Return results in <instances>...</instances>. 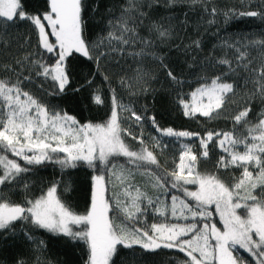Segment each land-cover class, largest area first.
I'll return each mask as SVG.
<instances>
[{
    "label": "snow or ice",
    "instance_id": "obj_1",
    "mask_svg": "<svg viewBox=\"0 0 264 264\" xmlns=\"http://www.w3.org/2000/svg\"><path fill=\"white\" fill-rule=\"evenodd\" d=\"M205 2L124 0L119 14L109 19L107 31L89 41L83 31L82 0H49V9L43 14L26 12L22 0H0V57H6L0 59V232L15 234L16 222L20 221L21 226L82 240L89 250L87 264H111L117 245L176 249L187 257L182 264H246L236 254L243 250L255 264H264V39L249 42L261 48L259 63L249 58L239 42H226L235 52L234 58H207L224 66L223 70L208 77L201 65L197 76L201 83L188 92L183 91L186 81L173 74L158 51L161 45L177 39L179 30L171 16L154 17L151 10L157 6L172 8L177 4ZM204 10L209 11L207 7ZM216 11L211 8L210 15L214 17ZM236 14L264 19V9L249 7ZM16 21H28L34 27L40 51H8L10 29ZM27 42L26 38L20 47ZM200 47L198 39L192 40L185 51L195 52ZM74 53L93 61L98 71L101 61L119 64L118 58H131L135 64L133 77L121 75L113 81L111 76L103 75L110 101V116L104 123L82 125L44 99L63 93L69 85L68 61ZM146 62L166 71L175 89V103L187 118L216 120L235 105L234 114L225 117L233 121L232 128L208 130L201 136L187 130L161 128L155 116H150L147 119L159 136L146 140L142 130L133 131L142 127L147 109L138 112L132 103H124L117 88L135 96L132 82L136 81L142 82L140 92H147L148 81L155 77L145 69ZM34 76L49 82L48 89L39 97L28 88ZM255 101L262 107L253 120L249 113ZM93 102H105L102 90L94 91ZM121 113H128L123 121ZM125 137H131L138 147H133ZM160 137L175 138L180 149L171 170L158 158L169 147ZM193 137L198 139L199 152L181 139ZM210 144L219 151L215 171L199 170L201 159L209 158ZM9 154L18 157L23 165ZM113 157H124L125 161L120 163ZM45 163L58 165L62 172L81 164L94 170L87 214H76L61 201L58 182H53L39 197L29 198L26 174L34 171L29 166ZM231 169H238L239 175ZM136 174L148 178L153 194L132 182ZM106 176L114 177L111 194ZM188 185H195V190H189ZM11 188L24 190L22 202L7 197ZM149 210L165 221L176 222L145 226ZM110 212L113 217L134 223L118 225L110 218ZM214 213L223 230L217 227ZM70 225L83 227L73 231ZM24 235L39 253L44 242L28 231ZM36 259L41 264L39 255ZM16 264L25 261L18 259Z\"/></svg>",
    "mask_w": 264,
    "mask_h": 264
},
{
    "label": "trees",
    "instance_id": "obj_2",
    "mask_svg": "<svg viewBox=\"0 0 264 264\" xmlns=\"http://www.w3.org/2000/svg\"><path fill=\"white\" fill-rule=\"evenodd\" d=\"M82 3L84 35L89 41H95L107 31L109 19L113 15L119 14L120 6L124 0H82ZM22 4L26 12L30 14H43L49 9V0H22ZM205 7L209 11H205ZM213 7L217 10L214 17L210 15V10ZM249 7L262 10L264 9V0H206L205 3L195 5L184 3L177 4L172 8L157 6L151 10L150 14L154 17L171 16L173 23L178 26L179 37L172 40L169 45H161L158 51L164 56V62L173 71V74L186 81L183 86L184 92L190 91L201 83L197 79L201 65L205 66L204 74L208 77H212L223 70L224 66L215 65L214 60L207 58L221 56L234 58L235 52L227 47L226 42L232 44L239 42L241 49L248 52L249 58L253 59L255 63H259L262 55L261 48L252 46L249 42L264 39V19L236 14ZM226 13L227 15H225ZM10 33L9 52L23 54L26 51H40L37 47L36 32L28 21H16L15 27L10 29ZM26 38L27 44L20 47V45L25 44ZM196 39L200 41V49L195 52L185 51V46ZM50 40L54 41L51 36ZM245 45L248 46L245 48ZM0 59H6V57H0ZM118 59L119 64L115 61H108L107 63L101 61L102 68L98 71L93 61L74 53L68 61L69 85L63 93L48 95L44 99L50 105H55L58 109L74 116L82 125L89 122L104 123L110 116V101L108 83L103 80V75L111 76L113 81H116L121 75L128 77L135 75L133 71L135 64L131 58ZM189 64H192L193 67L189 68ZM144 67L155 77L148 81L147 92L141 93L140 84L142 82L136 81L132 82L134 90L137 92L135 96H130L127 91L117 88L118 97L122 98L124 103H132L138 112L142 108L147 109L144 113L145 120L142 122V127L137 126L133 131L142 130L146 140L150 136H159L147 119L150 116H155L161 128L172 127L175 130L199 133L201 136L208 130L227 131L232 128L233 121L225 117L234 114L232 108L235 105L230 107L223 117L216 120L208 121L199 116L187 118L175 103V89L166 71L156 68L152 62H146ZM242 75L243 73H241ZM33 79L34 82L28 86L29 90L38 97L42 96L44 91L48 89L49 82L45 81L43 77L34 76ZM89 80L92 81L91 84L88 83ZM96 89L103 91L105 102L102 105L93 102V93ZM236 99L239 100V96ZM261 107L260 102L255 101L253 111L249 113V119L254 120L255 114L260 111ZM127 115L128 113H121V120L123 121ZM160 138L168 142L169 147L164 150V155L158 158L166 168L171 170L175 166V162L178 161L180 149L175 138ZM125 139L133 147H138L137 142L133 141L131 137H125ZM181 139L183 143L193 144V151L199 152V143L196 137L191 140ZM209 149V158L207 161L201 159L199 170L213 172L219 151L213 149L212 144L209 145ZM10 158L17 159L21 165L24 163L18 157H11L10 155ZM112 159L118 160L120 163L125 161L124 157H113ZM29 167L34 168V171L26 174V179L29 182L27 190L29 198L39 197L53 182H58L57 195L61 201L74 213L87 214L90 210L94 188L93 176L96 174L93 169L81 164L74 169H67L62 172L58 165L52 163ZM224 171L223 169L220 170L221 173ZM231 171L239 175L238 169H231ZM223 178L230 179L229 177ZM106 180L108 181L109 194H111L114 177L106 176ZM132 182L153 194L147 177L136 174ZM66 186L67 191H65ZM186 187L189 190L196 188L195 185ZM6 195L11 201L20 203L24 198V190L11 188ZM213 215L217 227L222 228L218 215L215 213ZM109 216L118 225L134 223L133 221H126L120 216L113 217L111 212ZM153 222L173 223L176 221H165L164 218L149 210L143 223L147 226ZM179 222L183 223V221ZM70 227L73 231H78L83 226L71 225ZM25 231L30 232L36 240L44 242V247L39 253H37L33 243L24 235ZM236 254L240 255L246 264H255L251 256L243 250H239ZM37 255H39L41 264H87L89 250L87 244L82 240L73 239L62 233L56 234L44 229H35L28 225L21 226L20 221L16 222L15 234H9L7 231L0 232V264H16L18 259L24 260L25 264H37ZM186 259L187 257L176 249L161 247L155 250H146L139 245H133L131 248L117 245V251L112 257L111 264H182Z\"/></svg>",
    "mask_w": 264,
    "mask_h": 264
},
{
    "label": "rangeland",
    "instance_id": "obj_3",
    "mask_svg": "<svg viewBox=\"0 0 264 264\" xmlns=\"http://www.w3.org/2000/svg\"><path fill=\"white\" fill-rule=\"evenodd\" d=\"M52 39L54 40L55 38L54 37H52ZM188 143V142H187ZM221 225H222V223H221ZM71 226V225H70ZM221 230H223V228H221Z\"/></svg>",
    "mask_w": 264,
    "mask_h": 264
}]
</instances>
